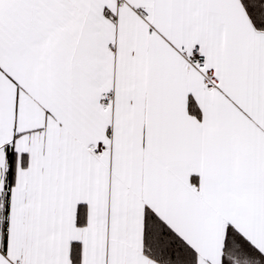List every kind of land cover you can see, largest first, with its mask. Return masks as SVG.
Masks as SVG:
<instances>
[{
  "label": "snow or ice",
  "instance_id": "6c2138e0",
  "mask_svg": "<svg viewBox=\"0 0 264 264\" xmlns=\"http://www.w3.org/2000/svg\"><path fill=\"white\" fill-rule=\"evenodd\" d=\"M0 264H264V0H0Z\"/></svg>",
  "mask_w": 264,
  "mask_h": 264
}]
</instances>
